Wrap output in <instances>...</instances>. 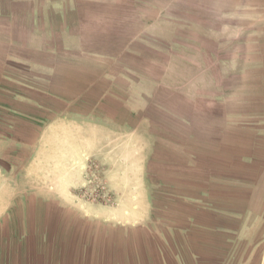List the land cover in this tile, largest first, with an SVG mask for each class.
Wrapping results in <instances>:
<instances>
[{
  "label": "crops",
  "instance_id": "1",
  "mask_svg": "<svg viewBox=\"0 0 264 264\" xmlns=\"http://www.w3.org/2000/svg\"><path fill=\"white\" fill-rule=\"evenodd\" d=\"M138 1L0 0V264H264V0H211L257 16L252 73L163 146L117 103L107 114L101 74L126 61L92 50L95 29L155 10ZM88 159L109 203L71 193Z\"/></svg>",
  "mask_w": 264,
  "mask_h": 264
},
{
  "label": "rangeland",
  "instance_id": "2",
  "mask_svg": "<svg viewBox=\"0 0 264 264\" xmlns=\"http://www.w3.org/2000/svg\"><path fill=\"white\" fill-rule=\"evenodd\" d=\"M100 1L113 6L119 0ZM183 1L185 6L178 0H139L140 7L148 2L155 10L143 8L138 18L128 19L129 25L122 28L95 29L104 41L92 45V50L110 58L118 59L122 53L126 61V73L114 77L107 73L105 80L101 74L110 106L107 114L117 103L115 112L136 115L139 131L154 135L160 146L182 144V135L194 130L193 124L188 126L190 120L204 118L218 111L221 103L236 98L232 91L241 86L242 73L253 69L248 55L256 47L248 46L246 38L247 26L258 22L256 15L250 20L246 15L228 19L212 10L211 0L199 5L195 0ZM258 34H251L252 39ZM96 38L92 36L91 43ZM111 63L117 66L119 62ZM184 118L187 126L182 123ZM83 178L84 186L71 191L77 199L89 203L112 200L104 183V167L97 160L86 161Z\"/></svg>",
  "mask_w": 264,
  "mask_h": 264
}]
</instances>
